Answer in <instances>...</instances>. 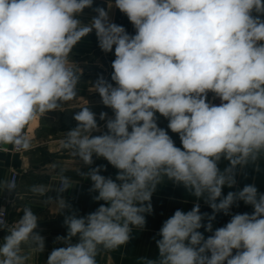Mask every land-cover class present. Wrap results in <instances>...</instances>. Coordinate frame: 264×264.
I'll list each match as a JSON object with an SVG mask.
<instances>
[{
	"label": "clouds",
	"instance_id": "1",
	"mask_svg": "<svg viewBox=\"0 0 264 264\" xmlns=\"http://www.w3.org/2000/svg\"><path fill=\"white\" fill-rule=\"evenodd\" d=\"M113 7L134 35L112 21ZM85 9L96 13L88 23L80 19ZM93 31L103 53L114 51L110 80L100 74L91 82L114 116L99 113L102 129L88 103L78 107L76 126L57 141L72 165L52 164L57 187L30 186L52 212L70 213L67 234L54 241L63 246L46 264H98L102 252L126 247L134 230L145 229L157 186L168 182L196 202L163 222L153 237L157 254L139 264H264V193L254 183L222 191L245 168L264 165V0H111L107 8H93V0H0V153L43 146L33 129L78 98L82 69L71 57ZM209 93L220 103L209 102ZM94 157L115 168V177L101 174L106 165L92 167ZM72 168L91 181L93 201L104 202L87 215L72 211L63 195L77 186L66 174ZM4 191L17 194L15 179L0 178ZM201 200L211 214L201 212ZM241 201L253 211L233 214ZM18 211L9 223L0 208L7 232L0 264H31L32 253L45 250L41 218L29 206ZM219 213L231 219L214 229Z\"/></svg>",
	"mask_w": 264,
	"mask_h": 264
},
{
	"label": "crops",
	"instance_id": "2",
	"mask_svg": "<svg viewBox=\"0 0 264 264\" xmlns=\"http://www.w3.org/2000/svg\"><path fill=\"white\" fill-rule=\"evenodd\" d=\"M107 2L111 0H93V8L105 7ZM96 15L92 9H85L80 19L84 23H88L91 18ZM110 18L113 22L122 25L126 28L129 34H135L132 24L127 19L126 15L121 13L118 9L112 8L109 12ZM71 59L77 63V67L82 69L81 81L78 85V98L67 106V110L63 112H50L41 121L37 123L33 131L36 138L43 146L38 147L27 153H0V178L10 179L12 173L17 171L19 179L17 182L16 192L9 193L7 191L0 192V204L6 202V198H10L8 203L10 210V218L15 221L23 215L22 211L18 209L24 206H29L41 218L38 221V229L42 236L45 237V250L42 253H32L31 264H46L48 255L56 248L63 246L55 243L57 236H65L67 228L64 225V215L70 214L67 211L64 215L55 214L50 210V206L44 202L43 197H39L31 193L30 186L36 183L49 184L50 187H57L58 180L55 179V172L52 169V164L61 166H71L73 161L70 155L58 147L57 141L62 138V133H66L71 128L76 126V121L73 119L74 115L80 111L78 107L88 106L93 112L97 114L98 124L103 129L104 121L99 120V113L106 112L108 117L114 116L110 108L102 105L100 97L97 93H93L91 82H94L98 75L102 74L106 79L110 80L112 68L111 62L115 59L113 53L105 54L97 46V39L95 32L85 37L73 50ZM210 94V93H209ZM209 97V95H208ZM158 124L162 128H167V120L161 117ZM169 134L174 139L176 145L181 147L178 134ZM100 133H93L99 135ZM106 165L107 170L101 174L105 176L116 175L117 170L108 164L106 160L96 159L94 157V164L92 167L98 165ZM228 165V161L222 160L220 168L223 170ZM82 172L88 171V166L82 164L78 165ZM73 178L77 186L64 193V197L72 205V211L78 215H87L94 211L103 201L95 202L92 199L94 193H89L88 189L91 187V181L81 179L76 176L75 169H70L67 173ZM237 185L234 188L225 187L223 195H227L229 191H236L243 188L246 184H255L261 193H264V165L260 172L255 171L252 167H247L244 171L237 175ZM55 197L56 193L53 191L49 193ZM153 213L146 215V226L143 231L134 230L133 238L129 241L126 247H121L116 251L102 252L98 257V264H139V257H155L157 254L156 244L153 237L156 236L163 222L169 218L177 209L189 211L196 202L195 197L188 195L185 189L181 186H176L171 182L163 185H158L157 190L152 196ZM201 212L212 213V210L202 200L200 201ZM252 207L245 205L242 201L239 206H233L231 212L235 213H251ZM231 216H226L223 213L216 215L213 221V227L218 228L224 226ZM204 232V229H200ZM205 236L211 233L204 232ZM7 232L0 230V242H2ZM75 238L73 243H75Z\"/></svg>",
	"mask_w": 264,
	"mask_h": 264
},
{
	"label": "built area",
	"instance_id": "3",
	"mask_svg": "<svg viewBox=\"0 0 264 264\" xmlns=\"http://www.w3.org/2000/svg\"><path fill=\"white\" fill-rule=\"evenodd\" d=\"M208 100H209V102H211V103H215V104H219V103H220V100H219L218 98H214L212 93L209 94ZM10 179H15V181H16V183H17V182H18V179H19V173H18L17 171H14V172L12 173ZM5 200H6L5 203L0 204V208H3V209L5 210V212H6V217H5V219H6L9 223H11V222H13V221H12L11 218H10V210H9V207H8V203L11 201V199H10V198H6Z\"/></svg>",
	"mask_w": 264,
	"mask_h": 264
}]
</instances>
